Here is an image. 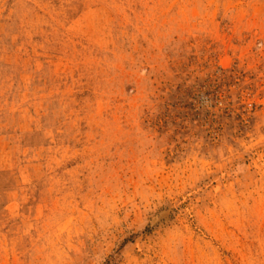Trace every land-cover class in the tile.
Masks as SVG:
<instances>
[{
  "label": "rangeland",
  "instance_id": "374dc122",
  "mask_svg": "<svg viewBox=\"0 0 264 264\" xmlns=\"http://www.w3.org/2000/svg\"><path fill=\"white\" fill-rule=\"evenodd\" d=\"M264 264V0H0V264Z\"/></svg>",
  "mask_w": 264,
  "mask_h": 264
},
{
  "label": "trees",
  "instance_id": "16d2710c",
  "mask_svg": "<svg viewBox=\"0 0 264 264\" xmlns=\"http://www.w3.org/2000/svg\"><path fill=\"white\" fill-rule=\"evenodd\" d=\"M122 245L115 250L111 255L104 259L102 264H118L121 260L120 248Z\"/></svg>",
  "mask_w": 264,
  "mask_h": 264
}]
</instances>
